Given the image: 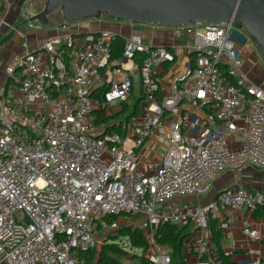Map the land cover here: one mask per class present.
<instances>
[{
	"label": "built area",
	"instance_id": "obj_1",
	"mask_svg": "<svg viewBox=\"0 0 264 264\" xmlns=\"http://www.w3.org/2000/svg\"><path fill=\"white\" fill-rule=\"evenodd\" d=\"M5 8L0 0V29ZM147 26L171 28L183 44L149 47L131 33L122 40V58L112 61L118 33L73 31L34 49L23 45L7 66L9 87L0 95V264H85L80 253L96 247V232L122 219L140 221L150 264L170 263L154 240L165 224L191 225L186 264H220L210 220L223 234L224 211L264 212V191L241 184L205 204L177 200L207 195L225 171L264 170V91L248 81L232 37L247 33L233 22ZM181 50L192 55L182 67ZM134 88L143 97L138 115L95 124L98 113L120 112ZM242 234L250 245L260 240L246 224ZM246 256L242 264H264L258 247Z\"/></svg>",
	"mask_w": 264,
	"mask_h": 264
},
{
	"label": "crops",
	"instance_id": "obj_2",
	"mask_svg": "<svg viewBox=\"0 0 264 264\" xmlns=\"http://www.w3.org/2000/svg\"><path fill=\"white\" fill-rule=\"evenodd\" d=\"M9 8L6 7L4 11V22L6 18V14ZM48 21L52 22L51 26H47L46 28L39 27L36 25H30L29 27L25 26L26 28L24 31L17 33L12 40L5 43L4 47L2 46V50L0 53V57L8 60V65L13 61L15 57L20 55L23 52V45L28 46L29 49H34L36 46L42 44L49 38L55 37L58 34L67 33V32H77V33H86V32H96L101 28H109L112 31L118 33L120 36L118 41L122 43V40L128 37L131 33H137L142 35L143 32H154L158 35L163 34L164 32H169L171 35V41L163 42L159 45L170 48V47H180L183 44V39L176 37L171 28H151L148 26H141V25H134L131 26L129 23L115 21L112 19H106L102 17L94 18V19H85L75 24L69 25L65 29H62V25L56 26V20H52L48 18ZM64 25V24H63ZM3 27H6V23ZM2 27V28H3ZM1 28V29H2ZM0 29V30H1ZM63 30V31H61ZM140 31V32H139ZM142 40L143 43L147 46L145 39L143 36ZM237 43V41H236ZM151 45V44H150ZM237 53L239 59L242 63V70L246 77H249L250 83L261 88L264 91V59L258 52L255 50L254 46L251 43H245L243 45L237 43ZM1 49V48H0ZM190 56L184 50H181L180 54L177 56V64L179 66H183L187 59ZM10 61V62H9ZM7 65V66H8ZM7 68V67H6ZM6 70V69H5ZM6 80L3 82L4 86L2 87L4 92L9 87L8 80L6 74L4 75ZM161 79V86L162 91L161 93L167 94L169 91V84L165 78ZM248 79V78H247ZM94 85L97 86L98 82L94 81ZM3 92V93H4ZM99 92V91H97ZM240 139L238 137L232 138L229 140L230 147L238 146V142ZM155 145V142L149 141L146 145L148 148H151ZM151 154V152H148ZM162 152L158 155L160 156ZM235 184H241L248 190H257V191H264V170L252 168V167H245L240 173H235L232 171H225L218 175L213 184L210 192L207 195L200 197L194 196H186L181 199H177L179 201H197L200 203H208L213 201L216 194L220 191L224 190L227 187H230ZM257 214L262 213L261 211L256 212ZM249 213L245 209H239L237 211H224L222 214L223 216L227 217L228 226L225 232L222 234L223 240H221L220 244L223 251H231L230 261L232 264H242L246 262V250L249 247H258L260 248L263 256H264V216L261 218L255 217V214ZM248 225V227L258 234L260 240L257 244L250 245L247 238H245L242 234V230L244 225ZM235 244L234 248L232 249L231 245ZM212 252L213 255L218 262V258L216 256V250L214 245L212 244Z\"/></svg>",
	"mask_w": 264,
	"mask_h": 264
},
{
	"label": "water",
	"instance_id": "obj_3",
	"mask_svg": "<svg viewBox=\"0 0 264 264\" xmlns=\"http://www.w3.org/2000/svg\"><path fill=\"white\" fill-rule=\"evenodd\" d=\"M57 10L66 25L100 15L145 26L233 22L254 39L264 57L263 0H45L44 9L12 28L0 41V48L26 25L46 28L49 16Z\"/></svg>",
	"mask_w": 264,
	"mask_h": 264
},
{
	"label": "trees",
	"instance_id": "obj_4",
	"mask_svg": "<svg viewBox=\"0 0 264 264\" xmlns=\"http://www.w3.org/2000/svg\"><path fill=\"white\" fill-rule=\"evenodd\" d=\"M108 18V17H107ZM111 19V18H108ZM113 20V19H112ZM233 39H244L245 37L239 35L237 32L233 33ZM122 58V43L116 41L112 46V61H118ZM138 64L140 63V58L136 59ZM97 96L101 97L103 92L102 89L96 92ZM143 97L139 88H134L128 100L121 104L120 112L114 114L112 117L106 118L104 114L98 113L95 124L109 123L111 121H117L120 123L122 121H128L131 117L138 115L139 107ZM112 130L119 132L120 128L112 127ZM262 212V211H261ZM264 216V212L260 214H255V217L261 218ZM116 221V217H109L106 219L107 224L112 225ZM191 230L190 224L183 225H170L165 224L158 227L156 236L154 238L155 244L158 247L167 248L170 263L169 264H186L183 257V243L185 239L189 236ZM209 232L212 236V243L216 250V256L220 264H232L229 257H226L223 253V249L220 244V239L222 234L217 229V222L210 220L209 222ZM115 237H119L126 240L127 245L132 250L141 251L142 254H146L148 251V242L144 232L138 228H132L129 226H124L118 228V233L115 236L110 237L106 240L98 253H96L95 248L84 253H80V256L84 258L85 264H123L119 259L127 257L126 249L121 248L115 242ZM95 255H97L96 261H94ZM135 256V255H134ZM134 259L139 261V264H150L146 259L141 256H135Z\"/></svg>",
	"mask_w": 264,
	"mask_h": 264
},
{
	"label": "rangeland",
	"instance_id": "obj_5",
	"mask_svg": "<svg viewBox=\"0 0 264 264\" xmlns=\"http://www.w3.org/2000/svg\"><path fill=\"white\" fill-rule=\"evenodd\" d=\"M44 5H45V0H6V7L9 8L7 14H6V18H5V23H6V27H3L0 30V41L12 30V28H14L16 25L22 23L23 21L34 17L35 15L39 14L43 9H44ZM99 17L102 18H106L108 19L106 16L104 15H100ZM50 19L52 20H56L55 25L59 26V25H63L64 21H63V17L61 14L60 10H57L56 12H54L51 16H49ZM36 25V23H31L29 25H26L27 27H29L30 25ZM52 22L50 21L48 23V26H51ZM26 27H23L21 29V32L24 31ZM63 31V30H61ZM140 32V31H139ZM145 39V42L147 44H149V47H159L161 45V43L166 42V41H171V35L169 32H164L163 34L158 35L157 33L154 32H142L141 33ZM248 35V34H247ZM76 41H78V39H76ZM251 43L255 50L258 52V54H261V51L258 47V45L256 44V42L254 41V39L252 37H250L249 35L247 36V39L244 38H240L237 39V43L243 45L245 43ZM151 44V45H150ZM5 45V44H4ZM3 45V47H4ZM2 47L0 49V53H1ZM262 58L264 59V57L262 56ZM8 60L6 61L5 59L0 57V95L4 92L3 90V86H4V81L6 80L5 78V69L8 65ZM10 62V61H9ZM248 81L251 82L249 80ZM140 221L137 222L135 219H122L119 222H117L116 226L114 227H108V228H104V229H99L96 232V242L97 245L95 247V251L96 253L99 252L102 244L110 239V237L115 236L118 233V228L120 227H124V226H129L132 228H140ZM115 242L118 244L119 247H123L126 249V253H127V257L123 258V259H119L120 262H122L123 264H139V261L137 259H134L135 256H141L144 259H146L145 254L141 251H137V250H132L129 248V246L126 243L125 239L119 238V237H115ZM167 248L165 247H160V250L162 252H164ZM135 255V256H134ZM97 259V255H95L94 261H96Z\"/></svg>",
	"mask_w": 264,
	"mask_h": 264
}]
</instances>
